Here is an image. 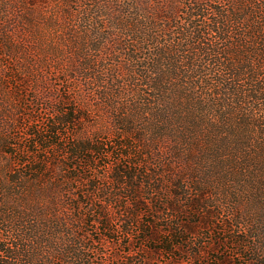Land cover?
Instances as JSON below:
<instances>
[{"label": "trees", "instance_id": "1", "mask_svg": "<svg viewBox=\"0 0 264 264\" xmlns=\"http://www.w3.org/2000/svg\"><path fill=\"white\" fill-rule=\"evenodd\" d=\"M77 4L68 11L79 26L63 41L65 57L86 72V82L94 74L99 84L111 83L97 89L116 115L114 127L160 163L144 175L131 166L112 171V181L132 201L120 230L111 228L96 202L114 198L111 191H0V264H118L97 261L96 246L118 234L122 246L136 236L137 242H149L151 222L137 220L144 214L141 206L155 214L174 213L172 218L201 211L207 223L218 220L220 207L207 191H251V218L236 201L228 208L229 220L222 221L228 227L223 232L234 246V259L244 260L239 264H264V0ZM92 143H71L65 159L90 160L97 150ZM233 220L242 227L238 235ZM177 228L150 248L170 256L162 264H235L216 248L209 257L195 243L186 242L191 251L183 249ZM212 242L221 246L219 239ZM176 251L187 253V261ZM128 255L121 264H152L139 251Z\"/></svg>", "mask_w": 264, "mask_h": 264}, {"label": "rangeland", "instance_id": "2", "mask_svg": "<svg viewBox=\"0 0 264 264\" xmlns=\"http://www.w3.org/2000/svg\"><path fill=\"white\" fill-rule=\"evenodd\" d=\"M77 2L0 0V191H111L114 198L96 202L108 214L111 228L120 230L121 217L132 201L112 181V171L131 166L134 172L144 175L146 169L158 167L160 160L118 132L114 127L116 115L100 99L102 90L97 89L99 83L94 74L86 82L82 77L86 72L82 73L65 57L63 48L67 44L63 41L72 39L79 26L68 12L77 10ZM110 84L105 79L99 85L110 87ZM68 112L72 117L67 119ZM80 141H92L90 147L97 149L90 152V160L77 157L66 160L65 149ZM122 141L124 146L119 144ZM35 168L40 173L33 171ZM207 194L217 197L220 203L216 209L218 220L204 222L201 211L198 215L191 212L190 216L176 213L172 218L174 213L155 214L154 208L141 206L144 214L137 220L141 225L151 222V240L137 242L136 236L127 238L126 243L130 244L122 246L119 234L114 235L112 241L96 246L101 252L96 256L97 261L121 264L129 261V251H139V256L150 257L152 264H162L170 256L150 248L159 247L158 242L169 238L178 227L183 239H188L178 241L188 252L192 246L188 247L186 242L200 245L205 251L203 257L216 253V248L219 256L233 259L235 264L243 263L244 260L234 259L236 251L227 241L228 234L223 230L228 227L222 221L229 220L228 208L233 209L236 201L239 203L235 204L236 208L242 206L240 211L251 218V191H207ZM163 198L164 203H172L168 197ZM231 222L234 234L238 235L242 229L239 221ZM215 239L221 241V246L212 242ZM175 254L177 258L184 257V261L189 258L180 251Z\"/></svg>", "mask_w": 264, "mask_h": 264}]
</instances>
